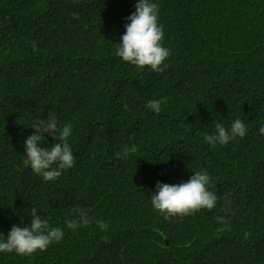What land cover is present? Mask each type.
Listing matches in <instances>:
<instances>
[{
    "label": "trees",
    "instance_id": "1",
    "mask_svg": "<svg viewBox=\"0 0 264 264\" xmlns=\"http://www.w3.org/2000/svg\"><path fill=\"white\" fill-rule=\"evenodd\" d=\"M151 2L168 67H129L157 81L147 95L162 101L159 114L128 90L105 87L102 106L91 99L109 65L127 66L116 45L136 0H0V234L30 226L33 207L64 230L46 251L0 253V264H264V0ZM203 2L218 11V35L194 9ZM53 115L72 125L75 163L45 181L25 166L24 142L34 120ZM237 118L248 129L243 138L205 141L216 124L230 129ZM57 142L45 134L40 146ZM131 145L135 154L118 155ZM201 170L216 207L165 220L151 204L157 182L179 184ZM77 207L92 223L71 230L65 221Z\"/></svg>",
    "mask_w": 264,
    "mask_h": 264
},
{
    "label": "clouds",
    "instance_id": "2",
    "mask_svg": "<svg viewBox=\"0 0 264 264\" xmlns=\"http://www.w3.org/2000/svg\"><path fill=\"white\" fill-rule=\"evenodd\" d=\"M136 1L135 11L127 17L129 23L125 25V32L120 37L121 42L116 45V58L127 66L109 65L106 70L105 86L91 99L94 104L102 106L99 98L108 94L105 87L114 91L128 90L138 100L140 106L159 114L162 111V101L153 100V97L147 95L151 89L158 88L157 81L140 77L129 66L147 68L157 73L163 72L168 67L166 62L170 50L162 45L164 31L163 26L158 24L159 5L151 0ZM194 9L199 12L204 25L213 34L218 35L219 15L214 5L203 2ZM73 18H78V13H73ZM32 43L33 51H38L36 42ZM30 128L33 129V133L24 142L26 157L24 164L45 181H55L63 171L72 168L75 163L72 148L68 143L72 135V125L71 123L60 125L53 115L47 119L34 120ZM247 131L244 122L237 118L232 122L230 129L222 124H216L215 133L205 135L204 139L213 147L217 144L226 146L236 137L243 138ZM259 131L264 134V126H261ZM45 134L60 142L54 143L51 147H41L40 145L45 143ZM137 151L138 147L131 145L118 155L127 158ZM211 185L212 180L206 170L193 173L186 182L179 184L157 182L156 191L151 195V204L164 215L165 220L170 217H186L198 211H211L218 202L216 194L210 190ZM229 210L228 204L221 207V211ZM72 213H75V218L65 221L68 229L76 230L88 227L92 223L88 210L77 207ZM216 219L222 225L227 224L223 216ZM96 224L101 231H107L106 222L96 221ZM224 230L223 227L218 229L221 232ZM0 236L4 237L0 239V253L31 256L37 251H46L60 242L64 238V230L50 226L48 219L38 215L37 209L33 207L30 226L13 225L6 236L3 234ZM250 236L251 232L244 233L245 239ZM103 239L107 242L109 237L105 235Z\"/></svg>",
    "mask_w": 264,
    "mask_h": 264
},
{
    "label": "bare ground",
    "instance_id": "3",
    "mask_svg": "<svg viewBox=\"0 0 264 264\" xmlns=\"http://www.w3.org/2000/svg\"><path fill=\"white\" fill-rule=\"evenodd\" d=\"M37 1V0H36ZM31 14H32V12H31Z\"/></svg>",
    "mask_w": 264,
    "mask_h": 264
}]
</instances>
